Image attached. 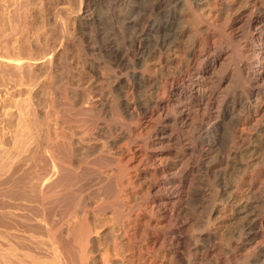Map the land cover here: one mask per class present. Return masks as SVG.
I'll list each match as a JSON object with an SVG mask.
<instances>
[{
  "label": "bare ground",
  "instance_id": "obj_1",
  "mask_svg": "<svg viewBox=\"0 0 264 264\" xmlns=\"http://www.w3.org/2000/svg\"><path fill=\"white\" fill-rule=\"evenodd\" d=\"M6 2L0 264H264V0Z\"/></svg>",
  "mask_w": 264,
  "mask_h": 264
},
{
  "label": "rangeland",
  "instance_id": "obj_2",
  "mask_svg": "<svg viewBox=\"0 0 264 264\" xmlns=\"http://www.w3.org/2000/svg\"><path fill=\"white\" fill-rule=\"evenodd\" d=\"M15 1L16 0H7V2H6V5H7V8H9L8 10L11 12H9L10 13V15H13V12H14V10H15V6H16V3H15ZM19 2H24V0H18ZM53 3H52V2ZM72 1V2H71ZM26 2H30V0L29 1H25L24 2V4L26 3ZM35 2H37V3H35ZM75 2H77V0L75 1V0H31V3H26L27 5H29V12H28V14L29 15H34V16H39V14L41 13H39V9L40 8H42V10H43V13L44 14H47V18L49 19L48 20V22H47V27L50 29V27H52L53 26V24H54V21H55V17H54V11H55V9H53V8H56V6H63V7H66V5H67V7L69 8L70 6L72 7V6H74V3ZM9 3V4H8ZM58 3V4H57ZM14 4H15V6H14ZM57 4V5H56ZM32 5V6H31ZM49 5V6H48ZM54 5V6H53ZM24 6H26V5H24ZM48 6V7H47ZM23 7V6H22ZM21 7V8H22ZM28 7V6H27ZM27 7L26 8H22V10H20V11H24L25 9L28 11V9H27ZM31 7V8H30ZM35 7V8H34ZM44 8L46 9V10H44ZM49 8V9H48ZM34 9V10H33ZM48 10V11H47ZM13 11V12H12ZM40 11H41V9H40ZM26 12V11H25ZM30 12H32V13H34V14H32V13H30ZM37 12V13H36ZM51 13V15H49ZM9 15V14H8ZM51 20H52V22H51ZM49 23V24H48ZM50 25V26H49ZM19 26H21V25H19ZM18 26V27H19ZM22 28V27H21ZM6 32H9V30L8 31H6ZM16 36V37H15ZM14 37L15 38H17L19 35H15ZM1 38V37H0ZM1 40V39H0ZM15 40V39H14ZM32 41H33V39H32ZM32 44H34L32 47H34V49L36 48V44L35 43H32ZM0 81H1V77L3 78V70H4V66H1L2 64H1V61H4V59H3V57H2V55H0ZM2 59V60H1ZM57 59H58V56H57ZM36 60H38V59H36ZM36 60H31V61H29V65H27L28 66V68L30 67V69H31V67L33 68V69H39V67H40V64L41 63H39L38 61H36ZM3 68V69H2ZM4 73H5V71H4ZM2 75V76H1ZM2 82H0V97H2V96H4L5 95V93H6V91H5V87H3L2 85L3 84H1ZM3 92V93H2ZM35 92H36V94H37V96L39 97L40 96V90H35ZM2 94H4V95H2ZM38 97L35 99V101H36V105H38L37 107H38V109H39V112H41V113H43V109H42V106L41 105H39L40 104V100L38 101ZM2 112V111H1ZM1 112H0V114H1ZM1 126V125H0Z\"/></svg>",
  "mask_w": 264,
  "mask_h": 264
}]
</instances>
